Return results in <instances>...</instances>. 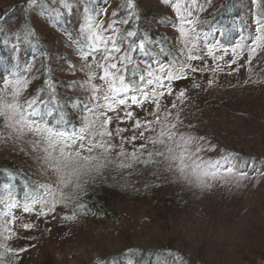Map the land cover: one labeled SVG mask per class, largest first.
Returning a JSON list of instances; mask_svg holds the SVG:
<instances>
[{
	"label": "rangeland",
	"instance_id": "1",
	"mask_svg": "<svg viewBox=\"0 0 264 264\" xmlns=\"http://www.w3.org/2000/svg\"><path fill=\"white\" fill-rule=\"evenodd\" d=\"M152 1L147 0L149 4ZM185 50L189 79L173 84L167 89V95L155 101L141 99L139 104H133L130 99L126 105H114L116 110L107 112L111 118L107 129L112 136L104 137L114 147L103 158L100 156L102 161L93 162L106 164L98 172L105 179L117 173L123 163L131 165L127 167L131 178L142 182L158 179V188L163 192L160 194H164L166 188L182 190L188 199V207L175 212L171 218L160 217L148 201L131 200L117 192L111 202L109 217L87 219L76 206L75 198L79 195L76 181L84 174H75V164L65 167L63 159H58V151L52 153L51 160L42 159L48 153L43 135L27 132L20 124H13L19 117V108H6L12 114L9 130L12 125L15 130L20 129L15 131V139H26V144L30 145V149L26 146L30 152L28 162L33 167L27 174L39 186L35 190L39 198L33 204L9 207L0 222L3 244L26 254L32 264H43L48 260L53 264L100 263L127 244L155 248L173 243L186 254L209 264H251L258 258L264 248V235L250 223L248 214L252 208L258 210L256 200L262 193L255 184L259 179L245 175L232 159L220 158L221 152L227 150L230 155L241 153L261 161L264 159V85L248 84L250 76L252 79L259 77L258 69L254 73L258 61L234 60L233 56L202 50L195 42L185 46ZM107 59L108 70L112 72L110 64L117 65L118 61ZM87 63L86 75L91 70ZM104 68H99L100 74L104 75ZM67 76L74 80L79 74L70 69ZM106 80L107 85L113 82L112 77ZM74 83L85 90V81L74 80ZM244 84L250 86H246L244 92H237ZM228 86L235 91L231 98L223 95L221 90ZM3 93L6 105L19 106L24 100L22 92L6 89ZM105 93L102 90V94ZM103 103V98L99 99V104ZM127 112L132 113L130 118L125 115ZM100 121L95 120L96 129ZM137 121L141 127H136ZM146 121H151L147 125L151 131H145ZM172 125L176 127L172 128ZM169 130L178 133L172 140L160 135L161 131L169 133ZM181 135L197 138L194 144L186 146L187 151L177 147L183 143ZM133 136H136L134 141ZM161 140L164 142L160 143ZM141 145L146 147L141 148ZM197 147L201 150L197 151ZM133 153L137 159H133ZM194 161L216 175L203 177L201 184L193 174ZM216 161L220 162L216 169L207 167ZM229 167L233 169L231 173L226 170ZM195 171L199 173L200 170ZM118 176L120 179L126 177L122 173ZM61 177L66 184L61 183ZM250 202L252 206H249ZM25 205L31 210L25 212ZM242 257L245 259L240 260Z\"/></svg>",
	"mask_w": 264,
	"mask_h": 264
},
{
	"label": "trees",
	"instance_id": "2",
	"mask_svg": "<svg viewBox=\"0 0 264 264\" xmlns=\"http://www.w3.org/2000/svg\"><path fill=\"white\" fill-rule=\"evenodd\" d=\"M257 21L264 23V0H153L151 4L147 0H0V112L6 113L0 116V222L9 207L33 204L39 198L35 191L39 186L27 174L33 167L28 162L27 147L30 149V145L26 144V139H15V131L20 129L15 130L12 125L9 130L12 114L6 111L4 90L22 92L24 99L20 101L19 117L13 124H20L30 132L27 121L21 120L23 112L27 120H35L42 127L47 125L68 135H78L86 124L103 119L99 113V99L107 92L108 96L113 95L109 84L104 82L106 78L102 79L104 75L99 73L101 66L108 67L109 53L110 60L118 61L113 69L116 76L122 75L125 83L132 86L127 95L121 94L116 99L130 100L136 95L142 101H155L167 95V89L173 84L187 81L185 46H191V42L197 43L202 50L233 56L234 60L255 59L259 65L254 66V73L258 69L260 74L255 77L257 80L250 76L248 84L264 85V46L255 54L251 51L255 47L253 37L257 35ZM85 62L91 66L87 75ZM161 66L165 69L163 73ZM70 69L79 74L74 80L86 82L85 90L67 76ZM169 71L179 78L168 80L166 73ZM148 72L153 75L149 77ZM141 75L153 84L141 82ZM157 78L163 88L155 83ZM248 84L242 85L237 92H244ZM137 85L148 93L147 98L135 91ZM231 89L229 86L221 88L223 95L229 98L235 92ZM102 90L106 93L102 94ZM32 111L38 115H27ZM262 112L264 114V108ZM95 152L90 155H99L97 160L102 161L103 149ZM221 153L222 160L232 159L245 175L259 179L255 184L262 193L256 200L258 210L252 208L248 215L250 223L264 235V159L241 153L230 155L227 150ZM42 159L51 160L48 153ZM127 169L120 167L110 179L92 169L76 181L79 185L76 206L87 219L109 217L117 192L131 200L148 201L160 217L171 218L175 212L188 207L182 190L166 188L165 193L160 194L163 192L158 188V179L142 182L131 178ZM119 173L126 177L120 179ZM27 258L23 252L0 241V264H32ZM43 264L53 263L48 260ZM93 264L209 263L169 243L155 248L127 244L111 257ZM251 264H264V248Z\"/></svg>",
	"mask_w": 264,
	"mask_h": 264
},
{
	"label": "snow or ice",
	"instance_id": "3",
	"mask_svg": "<svg viewBox=\"0 0 264 264\" xmlns=\"http://www.w3.org/2000/svg\"><path fill=\"white\" fill-rule=\"evenodd\" d=\"M258 27L256 29L257 35L253 37V41L255 44V47L251 48L252 53H256L258 48H261L264 46V23H261V21H257ZM181 32H183V29H181ZM142 48L143 45H140ZM118 51V49H117ZM211 55V51L209 52ZM111 58V54L109 53V59ZM117 65L115 63L110 64V68L116 69ZM181 66V70H182ZM160 72H165V69L163 66L160 68ZM149 77L153 75L152 72H148L147 74ZM112 77L113 82L109 85L110 91L113 93L112 96L105 95L103 97V100L105 103L103 104H98V107L102 109L100 112V115L104 117L99 123V128L96 129L95 124H86L85 127H83L80 131V134L77 136V134L73 133L71 135H68L65 132H61L59 130L53 129L52 127H49L47 125L45 126H40L37 124L35 120H27V116L25 113H21V120H26L27 121V128L28 131L36 133V134H42L43 135V142L47 144V148L45 149L46 152H48L49 158H51L52 153L58 151L59 153V158H62L64 161V166L68 167L69 164H75L77 167L73 169L75 174L77 176H80L82 174L90 172L92 169H95V171L99 172L102 167H105V163H97L94 164L93 161L97 160L96 156L90 155L97 149H103L105 153H108L111 151V149L114 147L109 143L108 140H105L104 137H111L112 133L108 131L107 126L111 121V118L107 116L108 111H115L114 105H126L127 100L121 97L120 99H116V97L121 96V94L127 95L131 90L132 86L129 83H125L124 77L121 75L119 77H116L115 73L109 72L108 67L104 68V76L103 78H108ZM166 78L168 80L172 79H177L179 78L177 75H173L171 71L166 73ZM139 80L145 84L152 85L153 81L150 79H145L144 75H141L139 77ZM118 81V85H117ZM156 84H159L161 88L164 87L162 83H160V79L157 78ZM135 91L141 93L145 98H147L148 93L143 91V89L137 85L135 86ZM162 94V93H161ZM183 95V93H181ZM131 102L133 104H139L140 100L138 96L132 95L130 97ZM6 108L8 109H13L16 110L20 106L18 105H12V104H7L5 105ZM31 107V105H29ZM90 111H93L92 108H89ZM5 112H0V116H5ZM31 116H36L38 115L37 112L32 111L31 113L27 114ZM127 117H131L132 113L127 112L125 114ZM151 121H146L145 122V131H151V128L147 127V125H150ZM136 127H141L140 122H136ZM176 125H172V128H175ZM95 129V130H94ZM119 131V130H117ZM144 133H140V137L143 138ZM161 136H167V139L172 140L175 138L178 133H171L169 130V133H165L164 131H161L160 133ZM99 137V139H97ZM136 139V136L132 137V140L134 141ZM197 138L191 137V136H180V140L183 141L181 144H177V147L181 148L184 151H187L188 145H192L195 143ZM202 139V138H201ZM71 141V143H69ZM160 143H163L164 141L161 140L159 141ZM153 144L157 143V141H152ZM146 147V145H141V148ZM201 150L199 147H197V151ZM171 152L172 149H169ZM89 153V155H84L83 153ZM133 159H137L135 153L132 154ZM162 155V153H161ZM227 159V157H225ZM82 161V163H81ZM194 165V172L193 174L196 175L197 180L201 184L204 183L203 177H207L208 175L215 176V172L209 173L208 171L204 170L203 167L200 164H196L195 161L193 162ZM220 165L219 161H216L215 163L208 164L207 167L209 169H216ZM122 167H130L131 165H121ZM199 169V173H197L195 170ZM59 170V169H58ZM184 169L181 168V171ZM227 172L231 173L233 169L231 167L226 169ZM243 175V174H242ZM61 183H65L66 181L64 180L63 177H61ZM53 194V193H50ZM54 195V194H53ZM35 202V201H33ZM25 212H28L31 210V208L28 205L24 206L23 209ZM26 228L31 227L30 225H25Z\"/></svg>",
	"mask_w": 264,
	"mask_h": 264
}]
</instances>
